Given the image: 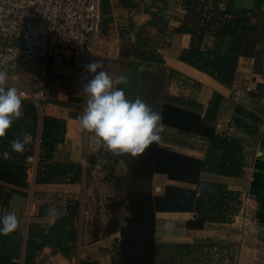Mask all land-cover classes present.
<instances>
[{
    "label": "crops",
    "instance_id": "obj_1",
    "mask_svg": "<svg viewBox=\"0 0 264 264\" xmlns=\"http://www.w3.org/2000/svg\"><path fill=\"white\" fill-rule=\"evenodd\" d=\"M132 1L135 6L131 8L124 7L119 0L104 2L97 56L117 59L123 44H137L140 36L161 58V62H153L163 71V93L178 99L177 103L184 100L199 104L198 112L215 127L216 133L236 137L244 144L242 174L230 176L210 170L200 173L201 180L217 182L234 191L237 194V200H234L237 210L229 214L227 221H208L202 228L185 226V222L195 215L192 211H157L156 264H264V97L259 100L250 94L249 107L258 110L262 117L259 137L251 138L232 122L238 104L231 98L232 83L222 84L179 59L181 51L189 45L190 34L177 31V28L192 15L185 8L183 0ZM252 4L253 0H235L237 8H248ZM214 43L213 34L204 36L203 47L210 49ZM33 65L36 66L30 74H23L15 68L8 70L10 84L15 85L20 94L23 89L36 93L39 91L37 76L41 70H47L51 85L45 99L51 97L55 101L44 102L40 105V111L65 120L64 140L55 148L54 158L81 163L83 175L79 182H35L37 139L34 155L29 156L32 159L27 176L8 174L6 178H0V183L6 187L21 191L11 195L8 211L16 214L19 227L26 234L30 222L43 227L53 225L56 218L47 215L46 209L49 207H55L59 215H65L76 201L79 208L73 222L77 240L69 255L53 252L51 246H44L37 252L35 264H115L120 231H106L111 217L107 202L109 198H122L125 191L106 175L113 172L116 176H127L129 166L124 159L113 154L105 156L106 149L97 146L91 134L84 131L79 123L78 118L86 107L83 98L87 94L82 87L87 80L71 82L67 64L40 59ZM263 74L254 71L253 56H239L234 77L242 76L244 82L256 91L258 85L264 83ZM40 101L38 97L36 102ZM163 126L158 143L161 147L201 159L206 156L209 146L206 138ZM26 139L30 140L31 137L27 136ZM87 169L92 175L90 184H87ZM168 184L195 188L193 184L169 179L163 173H153V194H161ZM117 213L120 224H123V217L127 213L124 210ZM246 221L249 226L243 229ZM94 223L98 225L96 228ZM10 264H23V261L20 259Z\"/></svg>",
    "mask_w": 264,
    "mask_h": 264
},
{
    "label": "trees",
    "instance_id": "obj_2",
    "mask_svg": "<svg viewBox=\"0 0 264 264\" xmlns=\"http://www.w3.org/2000/svg\"><path fill=\"white\" fill-rule=\"evenodd\" d=\"M105 1L101 0V8ZM119 2L127 8L135 6L132 0ZM263 2L253 0L251 7L237 8L235 0H183L185 8L192 15L189 20L185 18L177 28V31L190 34L189 45L181 51L179 59L225 85L232 83L241 55L253 56L254 71L263 74L264 33L252 21L255 10L264 12ZM207 34L215 36V43L210 49L203 47V38ZM128 49L120 53V58H130L129 68L122 74L128 77V83L117 87L125 91L128 99L139 97L151 105L154 111L160 113L163 125L201 135L209 141L203 159L161 147L158 143L151 144L135 158L127 154L117 156L127 162L129 171L127 176L115 178V185L124 188V196L119 199L109 198L107 202L111 217L106 231H120L115 264H156L157 211H192L195 215L185 222V226L202 228L208 221H227L229 214L237 210L234 204L237 194L223 184L201 180L200 173L210 170L230 176L242 174L244 144L236 137L216 133L215 127L198 112L197 109L201 107L199 104L184 100L177 103L178 99L163 93V86L157 96L152 95L147 99L146 94L152 88L146 84V75L139 67L143 62H161V58L140 36L137 44L129 45ZM250 94L261 100L264 97V83L259 84L257 90ZM47 101L55 99L47 97L40 102L23 99L22 118L15 121L6 136L0 139V178L4 179L8 174L27 176L30 165L28 157L34 155L38 139L35 182L81 181V163L54 158L55 148L64 140L65 120L40 111V105ZM232 122L247 136L259 137L262 117L258 110L249 105L237 104ZM27 136L31 139L27 140ZM16 138L27 140L23 153L13 152L10 148V142ZM5 151L9 152L10 158H4ZM89 173L87 169L86 178ZM153 173H163L169 179L193 184L195 188L168 184L161 194H153ZM14 193L21 191L0 183V218L10 213L8 202ZM78 208L79 204L75 201L70 212L59 215L49 227L30 222L26 234L20 227L8 235L0 234V264H10L20 259L23 264H35L37 252L44 246H51L53 252L69 255L77 240L73 221ZM120 210L127 213L123 217V224H120L121 219L117 213Z\"/></svg>",
    "mask_w": 264,
    "mask_h": 264
},
{
    "label": "built area",
    "instance_id": "obj_3",
    "mask_svg": "<svg viewBox=\"0 0 264 264\" xmlns=\"http://www.w3.org/2000/svg\"><path fill=\"white\" fill-rule=\"evenodd\" d=\"M100 22L101 0H0V67L8 71L45 59L67 64L73 83L90 79L85 65L96 59ZM19 37L22 43H16ZM37 82L38 92L23 89L21 95L44 100L51 85L47 70L40 71ZM253 90L238 75L231 84V98L249 105Z\"/></svg>",
    "mask_w": 264,
    "mask_h": 264
},
{
    "label": "clouds",
    "instance_id": "obj_4",
    "mask_svg": "<svg viewBox=\"0 0 264 264\" xmlns=\"http://www.w3.org/2000/svg\"><path fill=\"white\" fill-rule=\"evenodd\" d=\"M98 60L85 65L91 79L83 84L87 94L86 107L80 115L79 123L84 131L91 134L94 143L114 156L130 155L135 158L153 143H159L164 131L160 113L154 111L144 100L137 97L128 99L125 91L117 87L127 84L128 77H113L108 72L98 70ZM23 96L15 85L10 84L5 68L0 67V139L4 138L12 124L23 116ZM26 139L16 138L10 142L13 152L23 153ZM5 159L9 152L3 153ZM51 218H59L55 207L46 209ZM0 234L8 235L19 227L15 213L0 218Z\"/></svg>",
    "mask_w": 264,
    "mask_h": 264
},
{
    "label": "rangeland",
    "instance_id": "obj_5",
    "mask_svg": "<svg viewBox=\"0 0 264 264\" xmlns=\"http://www.w3.org/2000/svg\"><path fill=\"white\" fill-rule=\"evenodd\" d=\"M263 8H264V2H263ZM253 22L256 23V26L258 27L260 32L264 33V12L263 11H259V10H255L254 12V18L252 19ZM122 50L124 51H128V46L123 44L122 46ZM98 60L101 64V68L98 70H103L108 72L110 75H112L114 78L117 76H120L123 74V72L125 70H127V68H129V60L130 58H120L118 57L117 59H101L97 56L96 54V59ZM36 65L33 64H29V63H21V64H17L14 68L16 71L21 72L23 74L25 73H32L35 69ZM12 68V69H14ZM11 69V70H12ZM139 69L145 73L146 75V84L149 85L152 90L150 93L146 94V98L148 99V97L153 96H157L160 92V88L163 86V82H162V70L161 67L156 64V62L153 61H148V62H143ZM263 80H264V76H263ZM255 101V99H254ZM87 103V95L85 98H83V104ZM250 104V103H249ZM111 153L107 150H105V156L109 157ZM112 162H110L109 164H111ZM31 173V170H30ZM107 178L111 181H115V178L117 177L115 174H113V172L108 173ZM91 179H92V175L91 173L88 174L87 176V184L91 183ZM95 226L96 223H94ZM249 222L246 221V223H243V229L245 228V226L248 228Z\"/></svg>",
    "mask_w": 264,
    "mask_h": 264
},
{
    "label": "water",
    "instance_id": "obj_6",
    "mask_svg": "<svg viewBox=\"0 0 264 264\" xmlns=\"http://www.w3.org/2000/svg\"><path fill=\"white\" fill-rule=\"evenodd\" d=\"M16 43H22V38L19 37V38L16 40ZM263 109H264V106H263Z\"/></svg>",
    "mask_w": 264,
    "mask_h": 264
}]
</instances>
